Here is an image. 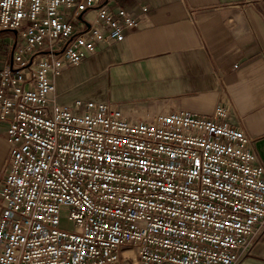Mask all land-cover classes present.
<instances>
[{
    "label": "built area",
    "instance_id": "1",
    "mask_svg": "<svg viewBox=\"0 0 264 264\" xmlns=\"http://www.w3.org/2000/svg\"><path fill=\"white\" fill-rule=\"evenodd\" d=\"M141 23L104 0H0V33L17 32L0 62V264H240L251 252L264 165L225 106L129 119L59 100L65 69Z\"/></svg>",
    "mask_w": 264,
    "mask_h": 264
},
{
    "label": "crops",
    "instance_id": "2",
    "mask_svg": "<svg viewBox=\"0 0 264 264\" xmlns=\"http://www.w3.org/2000/svg\"><path fill=\"white\" fill-rule=\"evenodd\" d=\"M104 1L142 23L65 69L57 79L60 102H107L129 119L175 109L210 116L222 105L264 165V0ZM6 128L0 127V180ZM240 264H264V225Z\"/></svg>",
    "mask_w": 264,
    "mask_h": 264
},
{
    "label": "rangeland",
    "instance_id": "3",
    "mask_svg": "<svg viewBox=\"0 0 264 264\" xmlns=\"http://www.w3.org/2000/svg\"><path fill=\"white\" fill-rule=\"evenodd\" d=\"M16 34L11 31H3L0 33V62L4 59H9L11 57L9 52V44L11 42L15 43ZM61 226L64 229L72 230L74 225L68 219V212L64 211L61 218Z\"/></svg>",
    "mask_w": 264,
    "mask_h": 264
},
{
    "label": "water",
    "instance_id": "4",
    "mask_svg": "<svg viewBox=\"0 0 264 264\" xmlns=\"http://www.w3.org/2000/svg\"><path fill=\"white\" fill-rule=\"evenodd\" d=\"M14 33H15V34H17V32H16V31H14Z\"/></svg>",
    "mask_w": 264,
    "mask_h": 264
}]
</instances>
